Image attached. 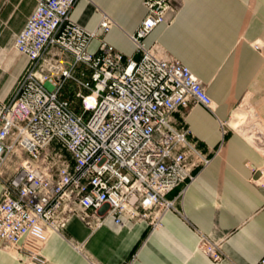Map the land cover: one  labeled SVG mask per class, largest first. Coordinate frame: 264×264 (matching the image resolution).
I'll return each mask as SVG.
<instances>
[{
    "label": "built area",
    "instance_id": "built-area-1",
    "mask_svg": "<svg viewBox=\"0 0 264 264\" xmlns=\"http://www.w3.org/2000/svg\"><path fill=\"white\" fill-rule=\"evenodd\" d=\"M78 1L35 0L14 36L29 65L0 106V248L24 254L25 264H45L46 236L72 217L91 231L108 218L161 226L175 210L169 194L210 163L175 114L213 112L212 98L187 66L143 42L175 21L177 0H144L146 17L129 36L139 59L107 42L116 23L105 12L93 31L73 21ZM252 172L264 189V167ZM198 249L215 263L225 258L207 236Z\"/></svg>",
    "mask_w": 264,
    "mask_h": 264
},
{
    "label": "crops",
    "instance_id": "crops-1",
    "mask_svg": "<svg viewBox=\"0 0 264 264\" xmlns=\"http://www.w3.org/2000/svg\"><path fill=\"white\" fill-rule=\"evenodd\" d=\"M177 2L175 21L159 25L143 42L187 66L215 103V112L198 105L175 114L209 165L169 194L175 210L164 214L161 226L119 227L108 218L91 231L72 217L60 233L46 236L40 250L45 264H256L264 259V189L252 182L258 176L252 168L264 167V156L240 130L249 118L246 111L240 114L244 119L236 118L247 99L264 127V0ZM35 6V0H0V106L13 97L28 69L27 57L13 47V35L24 29ZM100 11L116 23L107 42L139 59L129 36L146 17L144 0H79L71 18L93 31ZM95 43L98 47L96 40L91 47ZM1 197L0 187V202ZM201 235L220 244L222 262L198 249ZM0 264H25V255L0 248Z\"/></svg>",
    "mask_w": 264,
    "mask_h": 264
},
{
    "label": "bare ground",
    "instance_id": "bare-ground-1",
    "mask_svg": "<svg viewBox=\"0 0 264 264\" xmlns=\"http://www.w3.org/2000/svg\"><path fill=\"white\" fill-rule=\"evenodd\" d=\"M111 18V17H110ZM112 19V18H111ZM113 20V19H112ZM196 76V75H195ZM197 77V76H196ZM198 78V77H197ZM199 79V78H198ZM246 101L243 103V104H241V106L239 107V110H238V112L236 113V118H239V119H244V117L243 118H241L240 117V114H241V111H246L245 113H246V115L249 117L248 119H246V122H245V124L244 125H246V124H253L254 126V128H252V132L253 133H251V132H249V137L251 138V141H253V139L257 142V145H259V146H262V147H264V127L261 125V123H260V118H259V116H258V114H257V112H256V114H255V111H254V109L251 107V105H250V103L247 101V99H245ZM213 107H214V111L213 112H215V103H213ZM239 125H237L236 124V127H238ZM235 127V128H236ZM243 128V127H242ZM242 128H240V130L242 131V132H245V131H247V128H244L243 130H242ZM238 129V128H237ZM250 140V139H249ZM259 148V147H258ZM262 152H264V149L263 148H259Z\"/></svg>",
    "mask_w": 264,
    "mask_h": 264
},
{
    "label": "rangeland",
    "instance_id": "rangeland-1",
    "mask_svg": "<svg viewBox=\"0 0 264 264\" xmlns=\"http://www.w3.org/2000/svg\"><path fill=\"white\" fill-rule=\"evenodd\" d=\"M13 36H15V35H13ZM96 47H97V44L95 43L92 47H91V52H94L95 50H96ZM241 106V105H240ZM254 125L253 124H246V125H244L243 126V128H242V130L244 129V128H247V131H245V132H243V134L248 138V139H250L249 141L250 142H252L255 146H257V148L259 147V148H263L264 149V147H262V146H259V145H257V142L253 139V141H251V138L248 136L249 135V132H251V133H253L252 132V128H254L253 127ZM242 132V131H241ZM248 135H247V134Z\"/></svg>",
    "mask_w": 264,
    "mask_h": 264
}]
</instances>
